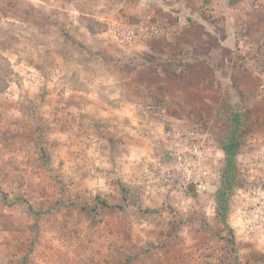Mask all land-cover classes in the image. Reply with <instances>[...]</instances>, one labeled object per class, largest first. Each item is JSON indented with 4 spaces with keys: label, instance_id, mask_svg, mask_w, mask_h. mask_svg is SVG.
I'll return each mask as SVG.
<instances>
[{
    "label": "rangeland",
    "instance_id": "rangeland-1",
    "mask_svg": "<svg viewBox=\"0 0 264 264\" xmlns=\"http://www.w3.org/2000/svg\"><path fill=\"white\" fill-rule=\"evenodd\" d=\"M229 1L0 0V264H264V238H246L232 223L234 191L222 213L220 182L176 199L140 180L144 168L155 174L166 163L171 128L224 159L233 137L235 167L264 148V97L252 69L257 56L264 67V0ZM177 14L185 18L177 33L131 45L105 32L115 19L172 25ZM238 25L245 55L236 50ZM166 36L175 58L187 41L199 53L232 38L240 63L232 75L216 65L207 97L180 94L177 73L168 94L159 81L147 93L130 90L136 67L149 72L142 45ZM135 55L144 63L131 65ZM235 176L240 185L236 168Z\"/></svg>",
    "mask_w": 264,
    "mask_h": 264
},
{
    "label": "built area",
    "instance_id": "built-area-1",
    "mask_svg": "<svg viewBox=\"0 0 264 264\" xmlns=\"http://www.w3.org/2000/svg\"><path fill=\"white\" fill-rule=\"evenodd\" d=\"M203 10L215 14L211 3H203ZM235 11L234 7L228 8ZM175 23L170 25L164 20L149 15L134 19L112 20L106 29L110 39L119 45H131L139 41L154 39L176 32L182 27L185 18L175 15ZM235 33L236 50L245 55L249 45L244 42L242 25ZM257 56L252 69L258 76L259 94L264 97V67ZM168 141L162 165L155 174L142 173L140 180L153 192L166 188L176 199L186 195L190 189L206 192L217 185L223 174L225 164L221 151L205 146L199 136L190 131L168 129L165 132ZM237 178L240 185L234 187L231 199L233 225L250 239L264 238V148L236 164Z\"/></svg>",
    "mask_w": 264,
    "mask_h": 264
},
{
    "label": "crops",
    "instance_id": "crops-1",
    "mask_svg": "<svg viewBox=\"0 0 264 264\" xmlns=\"http://www.w3.org/2000/svg\"><path fill=\"white\" fill-rule=\"evenodd\" d=\"M216 4H220L221 2L225 3L226 0H214ZM198 24V23H197ZM200 31L203 32H211L214 33L217 32V29H215L213 26L207 29V25L204 23H199ZM226 38H228V35H226ZM231 38V37H230ZM202 39V38H201ZM203 41H197V44L204 47L207 43H205L204 39ZM224 41L226 39H223ZM162 42V47L160 50L156 51L157 42ZM224 41H218L214 40L213 43L209 42V46H211L208 50H205L203 52L196 53L194 51V42L193 41H187L183 43V51L179 54L177 58L172 57L169 53V48L171 47V39L169 36L162 38L161 40L157 41H151L148 42L145 45H142L143 48L147 52H150V55L145 56V63L140 55H135V57L130 58L129 62L130 64H136L138 59L142 63L145 64L147 67V70L149 72L145 73V76L143 77L142 73H138L135 70L131 72L130 75V83L129 88L130 90H139L142 93L150 92V90H153V81H159L162 85H167V88L163 86V88L166 91H170L168 87L172 86L169 84L171 82V78L175 76V73H177V80L178 82H181L182 91L180 94L183 93L184 90H190L189 93L195 96L200 97H207L210 95L213 91L211 87V83L214 82L217 85V81L220 77H218V68L216 65H220V70L224 71H231L229 74L232 75L233 70L235 69L234 66L238 65L240 61L238 59H235L234 57V49H235V43L234 40L232 41V38L230 40V44H226ZM207 45V46H208ZM140 46V47H142ZM215 49L220 54V51L226 52L228 54V51L230 54L228 56H218L217 57L212 53V50ZM228 49V51H227ZM233 50V51H232ZM159 53V54H158ZM158 54V55H157ZM152 56V57H151ZM177 59V61H175ZM239 71V70H238ZM217 73V74H216ZM238 74V73H237ZM212 75L214 78L211 79ZM230 75V76H231ZM152 83V85H150ZM208 85V86H206ZM134 92V91H133ZM169 92H166L164 94H168ZM202 102V100H200ZM196 106V105H195ZM134 113V111L130 110L127 113L128 118H130V121L134 124H137V116Z\"/></svg>",
    "mask_w": 264,
    "mask_h": 264
},
{
    "label": "trees",
    "instance_id": "trees-1",
    "mask_svg": "<svg viewBox=\"0 0 264 264\" xmlns=\"http://www.w3.org/2000/svg\"><path fill=\"white\" fill-rule=\"evenodd\" d=\"M233 140V137H231V141L224 148L226 154L225 164L220 180V189L219 191H217L218 194L216 202L219 207V212L222 213L224 212L226 206L229 204L230 193L232 192L234 187L238 185V183H236L234 163V152L236 151L237 145Z\"/></svg>",
    "mask_w": 264,
    "mask_h": 264
}]
</instances>
